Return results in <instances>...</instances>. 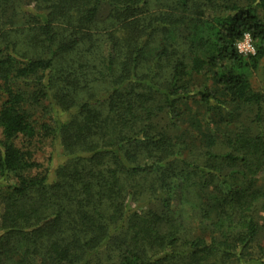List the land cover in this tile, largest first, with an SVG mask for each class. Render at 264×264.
I'll list each match as a JSON object with an SVG mask.
<instances>
[{
	"label": "trees",
	"instance_id": "obj_1",
	"mask_svg": "<svg viewBox=\"0 0 264 264\" xmlns=\"http://www.w3.org/2000/svg\"><path fill=\"white\" fill-rule=\"evenodd\" d=\"M24 3L0 0V17L27 16L0 33V176L16 179L0 185V264H100L109 251L119 264H264L255 244L264 91L250 80L264 58V0ZM245 32L254 55L236 48ZM201 74L214 88L194 83ZM18 79L34 84L31 100L13 89ZM193 100L208 125L222 109L251 118L235 117L225 150L185 156L162 120ZM33 108L51 119H35ZM47 139L54 168L34 160V141ZM174 178L213 186L207 200L218 201L220 216L200 213L209 240L182 238L168 215ZM129 196L152 206L131 210Z\"/></svg>",
	"mask_w": 264,
	"mask_h": 264
},
{
	"label": "rangeland",
	"instance_id": "obj_2",
	"mask_svg": "<svg viewBox=\"0 0 264 264\" xmlns=\"http://www.w3.org/2000/svg\"><path fill=\"white\" fill-rule=\"evenodd\" d=\"M22 4H27L30 0H21ZM34 5H28V8H33ZM24 10L16 12L17 15L11 13V11L6 10L4 15L0 17V33L1 30L7 29L8 33L10 31H15L16 29H21L27 21V16H23ZM26 13V12H25ZM14 15V16H13ZM0 45L3 46L2 41ZM241 55L248 56L240 53ZM250 55V54H249ZM250 80L252 86L256 90L264 91V58L260 61L256 69L250 72ZM207 82L212 88H214L213 80L207 77L205 74L196 76L194 83ZM23 89L26 92L27 98L30 100L33 98L34 84L32 82H22L20 79L13 83V89L20 90ZM46 103V100H42ZM42 103V104H43ZM34 118L39 121H49L52 117L50 112H45L42 108H33ZM251 112L245 111L240 114V111L231 108L228 110L215 111L213 116V122L210 125L205 123V112L204 107L200 105L196 100L193 101H183L180 102L176 107V113L173 117L172 122L163 119L162 124L166 126V130L172 134V136L177 140L178 144L182 147V152L185 156L188 155L189 151L196 150L200 151L204 148L213 147L217 151H223L227 147L222 140V135L224 132H230L237 129V118H251ZM41 119V120H40ZM20 145V139L16 141ZM57 149V147H55ZM34 160L46 166L48 163H52L53 168L58 164L56 161V152L53 154V159H51V145L50 140L44 141H34ZM38 171V170H37ZM37 171H32L35 173ZM53 171H51V178L53 176ZM183 179L174 178L173 179V191L169 194L170 197V209L167 211L168 215L175 220L181 230V236L195 238L197 236H202L209 240L210 237V226L205 225L201 222L200 213L204 209H208L210 216L216 219L220 216L218 211V201L207 200L210 190L213 191V186H208L202 191L198 186L200 184L192 185L186 183L185 181L181 184ZM16 181L13 175H6L5 177L0 176V185L7 183H14ZM181 185V186H180ZM177 193V194H176ZM128 199L130 209H135L138 212H143L147 208L151 207V202H146L144 200H137L134 196H129ZM154 207V206H153ZM160 209V207H157ZM148 210V209H147ZM255 244L264 246V219H259V232L255 240ZM99 259L100 264H119L118 254L115 251L105 252ZM226 264H237L235 261L228 262Z\"/></svg>",
	"mask_w": 264,
	"mask_h": 264
},
{
	"label": "clouds",
	"instance_id": "obj_3",
	"mask_svg": "<svg viewBox=\"0 0 264 264\" xmlns=\"http://www.w3.org/2000/svg\"><path fill=\"white\" fill-rule=\"evenodd\" d=\"M249 36H250V33L245 32L244 33V40H243V42H240V41L237 42V48L240 51L251 49L253 52H255V49L252 48V46L249 44Z\"/></svg>",
	"mask_w": 264,
	"mask_h": 264
},
{
	"label": "built area",
	"instance_id": "obj_4",
	"mask_svg": "<svg viewBox=\"0 0 264 264\" xmlns=\"http://www.w3.org/2000/svg\"><path fill=\"white\" fill-rule=\"evenodd\" d=\"M243 40H244V36H243V38L240 39L239 41H240V42H243ZM249 44L252 46V48L255 49V52H253L251 49L240 51V50L237 48V43H236V48H237V50H238L239 53H242V54H245V55H249V54H250V55H254V54L256 53V48H255V45H254V43H253V40H252L251 36H249Z\"/></svg>",
	"mask_w": 264,
	"mask_h": 264
}]
</instances>
